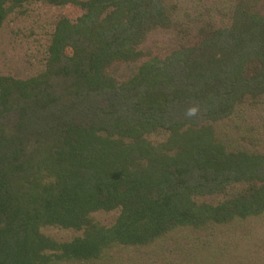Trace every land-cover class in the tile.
<instances>
[{"label": "trees", "instance_id": "obj_1", "mask_svg": "<svg viewBox=\"0 0 264 264\" xmlns=\"http://www.w3.org/2000/svg\"><path fill=\"white\" fill-rule=\"evenodd\" d=\"M33 3L81 15L55 22L35 74H0V264L99 262L264 214V147L219 132L264 104V0L184 26L168 0H0V32ZM157 29L177 33L164 57L142 47Z\"/></svg>", "mask_w": 264, "mask_h": 264}, {"label": "rangeland", "instance_id": "obj_2", "mask_svg": "<svg viewBox=\"0 0 264 264\" xmlns=\"http://www.w3.org/2000/svg\"><path fill=\"white\" fill-rule=\"evenodd\" d=\"M177 5L176 14L181 25L193 16L220 21L226 18L231 0H168ZM24 16L11 17L0 32V74L26 78L35 74L44 59L46 39L55 22L66 17L75 20L81 11L73 6L50 7L40 3L28 6ZM176 31L157 29L143 44L144 51L164 57L176 44ZM124 69L118 74L126 75ZM235 114L227 138L230 143L242 140L246 148L264 147V104L256 107L243 105ZM226 137V136H225ZM224 137V138H225ZM231 193V192H230ZM208 202H217L220 197L207 196ZM118 212L98 213L97 221L110 224ZM44 233L57 240L68 239L77 232L45 228ZM104 260L84 264H264V214L246 221H236L218 228L195 230L191 227L177 229L155 244L138 250L113 248ZM63 264V263H57ZM70 264V263H67Z\"/></svg>", "mask_w": 264, "mask_h": 264}, {"label": "clouds", "instance_id": "obj_3", "mask_svg": "<svg viewBox=\"0 0 264 264\" xmlns=\"http://www.w3.org/2000/svg\"><path fill=\"white\" fill-rule=\"evenodd\" d=\"M195 112H196V109H189V111H188V114L189 115H194L195 114Z\"/></svg>", "mask_w": 264, "mask_h": 264}]
</instances>
